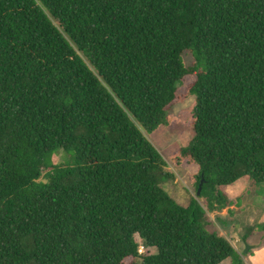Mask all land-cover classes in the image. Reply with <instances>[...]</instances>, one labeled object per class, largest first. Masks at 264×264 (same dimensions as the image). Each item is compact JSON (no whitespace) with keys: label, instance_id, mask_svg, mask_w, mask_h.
<instances>
[{"label":"trees","instance_id":"obj_1","mask_svg":"<svg viewBox=\"0 0 264 264\" xmlns=\"http://www.w3.org/2000/svg\"><path fill=\"white\" fill-rule=\"evenodd\" d=\"M188 96L180 206L147 136ZM243 177L264 183V0H0V264H242L207 213Z\"/></svg>","mask_w":264,"mask_h":264},{"label":"rangeland","instance_id":"obj_2","mask_svg":"<svg viewBox=\"0 0 264 264\" xmlns=\"http://www.w3.org/2000/svg\"><path fill=\"white\" fill-rule=\"evenodd\" d=\"M190 61L189 56H181L183 65H188ZM190 80L187 77L183 81L179 95ZM194 103L192 96L179 98L167 109L165 124L147 136L163 159L165 171L172 174V178L162 182L160 188L180 206H185L194 195L192 177L196 174V166L184 162L176 164L175 161L177 150L184 147L192 136L187 124ZM68 156L56 150L44 158V164H62ZM40 181L44 182L42 178ZM220 191L229 199L230 206L220 212H209L207 216L218 235L224 237L241 255L242 264H248L246 253H242L244 249H264V183L252 184L243 177L229 186L221 187ZM219 264H230V261Z\"/></svg>","mask_w":264,"mask_h":264},{"label":"crops","instance_id":"obj_3","mask_svg":"<svg viewBox=\"0 0 264 264\" xmlns=\"http://www.w3.org/2000/svg\"><path fill=\"white\" fill-rule=\"evenodd\" d=\"M248 264H264V249H252L248 255L245 256Z\"/></svg>","mask_w":264,"mask_h":264},{"label":"water","instance_id":"obj_4","mask_svg":"<svg viewBox=\"0 0 264 264\" xmlns=\"http://www.w3.org/2000/svg\"><path fill=\"white\" fill-rule=\"evenodd\" d=\"M201 184H202V179L199 180L198 185H197V188L195 190V193H194L195 198L199 195L200 188H201ZM247 250H248L247 248L244 249L242 253L243 254L246 253Z\"/></svg>","mask_w":264,"mask_h":264},{"label":"built area","instance_id":"obj_5","mask_svg":"<svg viewBox=\"0 0 264 264\" xmlns=\"http://www.w3.org/2000/svg\"><path fill=\"white\" fill-rule=\"evenodd\" d=\"M136 251H137L138 254H142L143 253L144 249H143V246L140 243H137Z\"/></svg>","mask_w":264,"mask_h":264}]
</instances>
